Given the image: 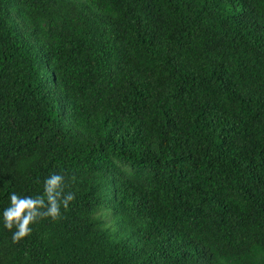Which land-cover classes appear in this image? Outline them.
Listing matches in <instances>:
<instances>
[{
	"label": "trees",
	"instance_id": "1",
	"mask_svg": "<svg viewBox=\"0 0 264 264\" xmlns=\"http://www.w3.org/2000/svg\"><path fill=\"white\" fill-rule=\"evenodd\" d=\"M0 264H264V0H0Z\"/></svg>",
	"mask_w": 264,
	"mask_h": 264
},
{
	"label": "clouds",
	"instance_id": "2",
	"mask_svg": "<svg viewBox=\"0 0 264 264\" xmlns=\"http://www.w3.org/2000/svg\"><path fill=\"white\" fill-rule=\"evenodd\" d=\"M65 177L52 174L44 181V194L39 196H20L15 192L10 194V206L3 211L4 227L8 230L15 228L12 235L14 243L30 235V225L40 219L61 218V207L67 209L75 199V193L64 192Z\"/></svg>",
	"mask_w": 264,
	"mask_h": 264
}]
</instances>
